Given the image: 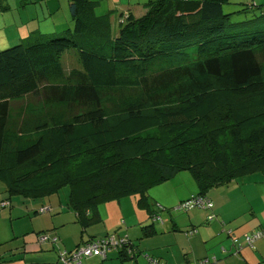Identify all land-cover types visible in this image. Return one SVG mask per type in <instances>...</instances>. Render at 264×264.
<instances>
[{"label": "trees", "instance_id": "trees-1", "mask_svg": "<svg viewBox=\"0 0 264 264\" xmlns=\"http://www.w3.org/2000/svg\"><path fill=\"white\" fill-rule=\"evenodd\" d=\"M20 1L36 15L4 21L13 45L0 50V181L11 197L69 186L84 232L101 205L138 196L152 219L142 239L171 214L148 192L178 173L195 179V207L220 185L264 174V2L228 13L231 0H149L143 15L122 13L114 26L113 12L98 13L102 0H67L64 16L55 0L52 12L47 0ZM48 21L58 32L43 33ZM116 238L126 240L116 249L123 263L135 264L138 246ZM84 245L54 264H77Z\"/></svg>", "mask_w": 264, "mask_h": 264}, {"label": "crops", "instance_id": "crops-1", "mask_svg": "<svg viewBox=\"0 0 264 264\" xmlns=\"http://www.w3.org/2000/svg\"><path fill=\"white\" fill-rule=\"evenodd\" d=\"M140 2L141 0H137L134 3L131 0H109L108 12L114 13L112 17L114 26H117L118 15L120 16L122 13L132 12L136 15V11L140 8H143L142 12H146L145 6L147 2ZM256 2L263 3L264 0H256ZM44 4H46L48 12H52L55 9L53 0H47ZM3 7L2 10L0 9L1 14H5L6 10L11 11L9 3H6L5 7ZM258 185L259 182L256 178V180L253 179L249 183L248 180H244L242 186L237 187L234 185L228 192L225 191L228 188L211 191L208 196L213 203L212 210H203L196 206L197 208H193L191 216L189 211H192V209L189 210L187 212L188 218H185L188 222L190 221L189 225L185 219L171 221L170 225L169 222L164 220L161 227L157 229V235L153 238L141 239V226L151 221L149 220V215L144 210L139 209L136 200H120L101 205L97 209L96 215L98 217L92 220V224L88 226L93 225L94 227H91L92 229H87V227L84 232L75 217H69L63 221H60V219L56 222L52 221L49 229L56 231L55 233L61 238L64 248L67 250H73L94 238L100 239L113 235H116V237L126 236L144 254L136 258L135 264H149L145 256L147 253L154 260H157L159 264H188V261L192 264H199L205 259L209 260V264H264V237L257 240L253 246H247L245 240L246 235L264 230V187L261 190ZM254 197L258 199L253 200ZM55 201V199H48V204L43 205V207L50 206L49 211H54V208H56ZM204 214L206 225H204L205 221L203 219L199 228L202 215ZM210 214L214 216L213 222L207 219ZM75 216L77 217V215ZM84 216L82 217L84 222H88L87 217L93 218L90 213ZM217 218L220 221L215 224L214 221ZM79 227L81 229L80 235ZM57 228L60 230H56ZM225 231H228V234H225L224 238H220L217 241L219 234ZM184 232L186 235L183 234ZM231 234L234 237L236 236L240 243L243 241L244 244L245 241L241 249L234 245ZM214 237L215 243L210 245ZM72 241L74 245H72ZM248 247L251 249H247ZM178 248L179 251L177 250ZM26 249L28 251L27 247ZM41 250L43 251V248ZM142 258L144 259L143 262ZM43 262L44 264L55 263V261H53L54 263ZM123 262L118 250L112 249L105 258L89 257L82 264H130L129 261Z\"/></svg>", "mask_w": 264, "mask_h": 264}, {"label": "rangeland", "instance_id": "rangeland-1", "mask_svg": "<svg viewBox=\"0 0 264 264\" xmlns=\"http://www.w3.org/2000/svg\"><path fill=\"white\" fill-rule=\"evenodd\" d=\"M9 1L11 6L14 7L15 10H11V11L6 10L5 14L0 13V50L6 49L11 45H13L10 44V42L6 41V38H4L3 34L11 30L9 27H5L4 21L16 17L18 15H21L22 18L26 19L30 15H32L33 17L34 16L33 14H35V13L32 14L33 9L31 6L24 7L20 0H9ZM102 1H103V5L98 10V13L105 14L109 11V7H108L109 0H102ZM136 1L137 0H131V2L133 3ZM148 1L149 0H141L140 3H144V2L146 3ZM55 2L56 4L59 5V8L62 5H64V7L62 6V8L60 9V12L63 16L67 14V11H65V5H66L65 3L67 2V0H55ZM251 4H254L253 0H231L230 4L226 7V12L236 13V11H240L241 9H244L245 6L247 7L250 6ZM20 5H22L23 8L22 7L19 8ZM41 9L42 7L40 6V11ZM142 9L143 8H140L138 11H136L137 16L143 15L144 12H142ZM40 16L43 17L42 15ZM246 17L247 16H244L242 14L240 15L235 14L233 16V19L235 22L237 21L239 22ZM50 22L48 21L42 24L43 26L41 27V30L43 31V33H48V32L50 33L52 30L54 32H58V30H55L54 27L50 28L49 26ZM27 28L28 27H21L19 29V34L21 35L28 34L31 30H28ZM69 58L70 57L67 58L68 62H69ZM125 154L128 155V151H126ZM256 178L257 181L259 182L258 186L261 187L262 190V188L264 187V174L256 173L249 176H244L242 178H239L238 180H233L231 184L229 183L228 185H220V187H217L212 191L225 190L226 188H228L227 190H225L228 192V190H231V188H233L234 185L239 187L243 185L244 180H248L249 183L252 182L253 179L256 180ZM197 193H198V186L195 182V179L193 178L192 174L189 171H182L178 173L177 176L174 177L172 180L166 181L161 185L152 188L148 192V195H150L152 199L159 202V204L162 205L163 207H167L171 210V214L170 211L168 212L162 211L160 213L159 216L161 218V222H154L156 228L159 229V227H161L162 225V221L164 220H166V222H169L170 225L171 221H176V220L179 221V219L183 220L185 218H188L187 212L192 209V211H189L191 216V214L193 213V208H197V207H195L193 202L189 199L192 197L191 195L193 194L196 195ZM69 195H70V187L67 186L60 191L59 195H54L50 198H46L47 200L48 199L56 200L55 201L56 208H54L55 210L49 211L48 209L50 206L43 207V205H47L49 202V201L47 202L45 198L35 199V198L26 197L25 195H17L11 197L7 191L6 185L2 181H0V257L2 261L8 260V262L5 264H19V263L32 264L33 262L36 261L42 263L43 261H47L46 263H54L53 261H56L57 258L60 257L59 255L66 253L64 244L60 240L59 236H58L60 240L59 244L52 242V239L50 237L53 235L56 236L57 234L55 233L56 232L55 230L49 229V226L52 224V221L56 222L59 219L60 221H63L69 217L77 218L75 216L76 214L74 213V211L68 208ZM138 198H139L138 196H131L124 198L123 200H136L137 202ZM256 199L258 198L256 197L253 198V200ZM187 204L188 207H186ZM53 218H57V219H53ZM203 219L205 221L204 225H206L205 214L202 215L199 228L201 227ZM149 220L151 221L152 219L150 218ZM219 221L220 220H218L217 218V220H215L214 223L217 224L219 223ZM189 222L187 221L188 225ZM91 227L93 228L94 226L92 225L87 229H90ZM56 230H60V229L57 228ZM80 232L81 229L79 227V235ZM183 234L186 235L185 232ZM225 234H228V231H225L223 233L221 232L217 238V241L220 238H224ZM44 237H46V239L42 240V238ZM234 238H236V236ZM213 243H215V237L214 240L211 241L210 245ZM244 244L243 241H241L240 245L243 246ZM72 245H74L73 241H72ZM26 247L28 248V251ZM42 248L43 251L41 250ZM249 248L250 247H248L247 249ZM177 250L179 251V248ZM144 259L142 258V262L144 261Z\"/></svg>", "mask_w": 264, "mask_h": 264}, {"label": "built area", "instance_id": "built-area-1", "mask_svg": "<svg viewBox=\"0 0 264 264\" xmlns=\"http://www.w3.org/2000/svg\"><path fill=\"white\" fill-rule=\"evenodd\" d=\"M196 206L198 208H207L210 209L213 208L212 203H208L205 205V202H203L201 199L196 200ZM49 210V209H48ZM264 236V230L259 231L258 233L253 234L252 236L246 237V243L247 245H253L257 240L262 238ZM46 237L42 238V240H45ZM126 243L125 239L118 240L116 237L109 236L104 239H98L94 242L86 243L79 252L74 254V261L77 264H81L82 258L86 257H93V256H99L105 258L107 253L111 251L112 249H119L122 244ZM239 241L235 240V244L239 245ZM129 252V251H128ZM150 262H153L152 259H149ZM209 260H203L199 264H207Z\"/></svg>", "mask_w": 264, "mask_h": 264}]
</instances>
